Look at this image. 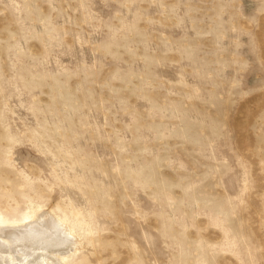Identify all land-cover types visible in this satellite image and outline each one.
<instances>
[{
    "label": "rangeland",
    "instance_id": "obj_1",
    "mask_svg": "<svg viewBox=\"0 0 264 264\" xmlns=\"http://www.w3.org/2000/svg\"><path fill=\"white\" fill-rule=\"evenodd\" d=\"M40 207L71 264H264V0H0V214Z\"/></svg>",
    "mask_w": 264,
    "mask_h": 264
},
{
    "label": "bare ground",
    "instance_id": "obj_2",
    "mask_svg": "<svg viewBox=\"0 0 264 264\" xmlns=\"http://www.w3.org/2000/svg\"><path fill=\"white\" fill-rule=\"evenodd\" d=\"M81 246L74 228L52 209L37 208L22 220L0 214V264H71Z\"/></svg>",
    "mask_w": 264,
    "mask_h": 264
}]
</instances>
